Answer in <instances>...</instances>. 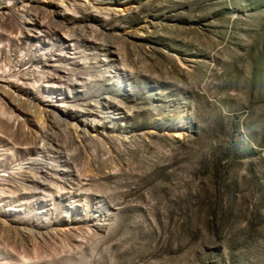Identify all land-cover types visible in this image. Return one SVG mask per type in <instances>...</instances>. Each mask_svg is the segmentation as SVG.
<instances>
[{"label":"rangeland","instance_id":"1","mask_svg":"<svg viewBox=\"0 0 264 264\" xmlns=\"http://www.w3.org/2000/svg\"><path fill=\"white\" fill-rule=\"evenodd\" d=\"M0 264H264V0H0Z\"/></svg>","mask_w":264,"mask_h":264}]
</instances>
